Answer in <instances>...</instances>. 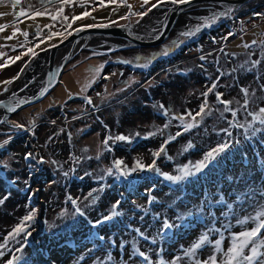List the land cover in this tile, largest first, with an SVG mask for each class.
Instances as JSON below:
<instances>
[{"label": "rangeland", "instance_id": "374dc122", "mask_svg": "<svg viewBox=\"0 0 264 264\" xmlns=\"http://www.w3.org/2000/svg\"><path fill=\"white\" fill-rule=\"evenodd\" d=\"M29 3L32 9L27 8ZM127 3L132 5V13H144L158 0H148L143 6L141 0ZM22 7L28 12L39 9L40 0H21L16 8L10 0L0 3V24L6 26L0 33V64L28 48L36 55L77 27L131 23L139 17L129 15L126 7L113 14L111 8L92 5L96 10L88 9L91 17L72 23L71 16L84 11L73 5L65 7L67 22L48 15L17 18L14 13ZM47 7L55 12L53 5ZM232 9L229 17L190 38L181 33L194 29L212 11L226 9L200 6L182 11L176 28L154 47L129 48L110 40L95 41L91 49L79 51L66 63L47 96L0 123V143L11 136L0 148V198L8 197L0 205V244L5 245L0 249L5 253L0 264L13 256L20 257L15 264H147L132 254L134 250L144 252L153 264H171L177 257V264H194V258L185 256L184 251L203 234H208L212 244L222 238L221 247L226 248L232 234L251 227L239 225L237 220L254 215L264 205V197L259 195L264 191V145L260 147V161L247 153L249 158L226 172L230 185L222 186V190L206 188L203 201L191 195L181 198L186 194L179 188L187 185L164 179V174L179 175L184 166L194 170L208 151L227 141L221 139L225 134L222 120H237L242 125L243 118L238 117L244 100L241 88L249 90V111L264 107V91L258 88V82L264 87V17L257 15L264 13V0H249ZM68 23L71 28H67ZM14 28L28 32V36L18 33L6 39ZM229 32L233 35L228 36ZM245 44L250 47L245 48ZM165 48L170 49L167 56L162 55ZM34 55H23L0 69V97L19 85ZM149 58L152 63L147 68L137 66ZM254 60L261 63L252 68ZM100 65L103 67L97 72ZM166 79L170 82L160 83ZM213 83L219 86L205 98L202 94ZM151 86L150 93L141 90ZM217 93L231 101L229 112H224L216 100ZM205 99V114L196 117V127L184 132V124L193 123L191 116ZM160 104L165 105L168 116L162 114ZM231 110L237 111L235 120ZM14 123L23 127L15 128ZM152 132L156 135L149 136ZM177 132L185 133L184 138L176 136ZM117 135L127 136L131 142L110 139L104 145L105 139ZM165 140L169 142L165 144ZM162 146L164 152L154 156ZM29 152L36 159L25 161L23 157ZM117 160L129 170L137 161L145 166L155 161V167L152 171L137 170L127 179L114 169L112 175H106ZM187 189L191 194L192 189ZM69 197L77 201L84 216L73 218L75 209ZM116 201H120L116 208L120 215L93 228L91 223L110 215ZM228 204L233 205L231 212ZM33 210L36 215L26 225V231L31 232L27 240L23 233L10 237L9 233ZM165 219L178 227L164 230ZM212 252L211 244H206L195 259H206Z\"/></svg>", "mask_w": 264, "mask_h": 264}, {"label": "snow or ice", "instance_id": "6c2138e0", "mask_svg": "<svg viewBox=\"0 0 264 264\" xmlns=\"http://www.w3.org/2000/svg\"><path fill=\"white\" fill-rule=\"evenodd\" d=\"M11 6L13 8H16L17 5L21 3V0H10ZM171 3L173 5H186L191 4L193 0H158V3ZM0 3H3V0H0ZM148 0H141V6L144 4H147ZM47 5H53L55 7V12H51ZM77 5L80 8H83L84 11L80 15H72L71 21L72 23H75L78 20H82L86 17H91L92 12L89 11V8H92V11H95L96 8L92 7V5H97L99 8H111V12L114 14L120 7H126L129 10V15H138L143 16L146 15V13H132V5L127 3V0H40V8L35 9L31 12H28L25 10V8H21L20 11L14 13V15L17 18L20 17H29L31 19H35L36 17H43L45 15H48L50 19L57 20L58 18H62L63 21L67 22L69 20V17L67 15H64L65 7L66 6H73ZM158 4H153L152 8L157 7ZM28 9H32L33 5L30 3L27 5ZM148 11H151V8L148 9ZM233 12V9L231 7H228L224 11H212L209 15L204 16L201 18V23L195 26L194 29H190L188 31H185L181 33V35L185 38H190L192 36H195L198 32L201 31L202 28H210L212 25L217 23L221 18L229 17L230 14ZM257 15L264 17V13H258ZM94 19V17H93ZM121 19H127V16H122ZM115 23V21H113ZM107 24H92L87 25L86 27H108ZM5 25L0 24V33H3L5 31ZM72 24L68 23L67 28H71ZM84 28H76V32L83 31ZM23 35L24 37L28 36V32H20L18 28H14L10 35L6 37V39L11 40L13 37H15L17 34ZM70 34V33H69ZM39 35V33H37ZM233 33L229 32L228 36H232ZM228 37H224L223 39H227ZM255 43V42H253ZM261 43H264V41H261ZM178 46V45H177ZM36 47H39L37 45ZM245 48H249L250 45L245 44ZM170 49L165 48L162 52V55L167 56L169 54ZM32 53L35 54L32 48H28L27 52L21 53V55H17L15 57H11L10 59L4 60L2 64H0V69H3L5 67L9 66V63H15L16 61L21 59V56L28 55ZM96 55H99V53H96ZM141 58L137 57V61H140ZM200 59L203 61L205 59L204 56H201ZM123 63H129V61H122ZM152 63V59L149 58L146 61L142 63H138L137 66L147 68ZM261 63L260 60H254L251 62L252 68L257 67ZM103 65H100L99 68H97V72H99L100 68H102ZM243 67V66H242ZM106 78V77H105ZM219 79V78H217ZM6 84L11 83V81H5ZM90 85H86L85 87H89ZM218 83H213L211 87L208 88L207 91H205L202 95L206 98L210 92H212L214 89L218 87ZM241 93L244 95V102L241 105V107L247 111L249 106V90L247 88H241ZM261 91H264V87L261 88ZM222 93L216 94V100L219 101L220 104L224 106L223 111L229 112L230 108L229 105L231 104V101H227L222 99ZM251 95H255L253 92ZM86 102L91 104L92 101L90 99H86ZM24 101H18L16 103V107H12L10 105L2 104L0 103V107H6L9 112H13L16 110L17 107H19ZM159 109L162 110V114L165 116H168L169 113L166 110L165 105L160 104ZM208 107L207 100L205 99L204 102L200 105L199 111L194 115L191 116V120L193 123H186L184 124V131H189L191 128H194L197 126L195 123L196 117L202 116V114H205V110ZM248 115L252 118V123H249L247 127L245 128V132L251 130V134L255 135L256 132L260 131L258 128H254L253 124L259 123L261 125H264V107H259L258 111L252 112L249 111ZM231 116L233 120H235L237 116V111L231 110ZM177 117H172V119H176ZM179 119L183 120V117H179ZM229 125L231 127H244V125H240L238 122L233 123V121H229ZM13 127L15 128H22L23 126L20 124H13ZM164 128H167L168 125L165 124L163 126ZM158 132H162V129H158ZM227 131V130H224ZM231 135V133H228ZM139 135V134H137ZM149 136L156 135V132H152L148 134ZM181 135V133L177 132L176 136ZM147 138V137H145ZM110 139H114L115 141H124V142H131V139L124 135H117L114 138L109 137L103 141L104 145L107 146ZM170 139H175V137H170ZM11 140V136L8 137V139L4 140L3 143H0V148H4L9 141ZM169 141L165 140L164 143L167 144ZM231 146L230 142H225L223 144H220L219 146L213 148L212 150L208 151L203 160L197 163L194 166V170L190 169L188 166H184L179 169V175H167L164 174V179L167 181H170L173 184H177L179 182H182L184 180L189 179L192 176H195L197 173L201 172L203 169L207 168L213 161L216 160V158L223 152H225L227 149H229ZM192 145L189 144L188 148H191ZM164 147L162 146L159 151L153 153L154 156L158 157L161 155V153L164 152ZM187 151V148L185 149ZM25 161H29L32 159H36L32 153H26L23 157ZM37 163H43L42 160H37ZM3 167L7 168V163L3 164ZM155 167V161H153V164L145 166L142 162L137 161L131 170L124 168L122 166V161H115L113 168H110L107 170L106 175H112L113 169L116 173L119 174V176H123L125 179H127L133 172L139 171H152ZM67 175V173H65ZM246 195L251 198V193H247ZM259 195L261 197H264V191H260ZM89 196H92V193H89ZM8 199L7 196H3L0 198V205H3L4 202ZM71 200L72 206L75 209V212L73 213V218L76 216H84L85 213L77 206V201L75 199H72L71 197L68 198ZM240 197H237V200H239ZM223 202V199L221 198V201ZM92 203H95V198L92 200ZM149 203H152V200H149ZM120 204V201H116V203L113 205L112 211L110 215L104 216L102 219H98L95 222L91 223V226L93 228L98 227L99 225H102L106 222H109L113 219V217L119 216L120 213L116 211L117 206ZM229 211L231 212L233 205L228 204L227 205ZM35 211L33 210L28 215L24 216L23 219L20 221V223L12 230L11 233H9V236L12 238H15L16 236H19L23 233V238L26 241L27 238L31 235V232L26 231V225H30V222H32L35 219ZM63 215V214H62ZM178 219H182V217H178ZM237 223L239 225H247L251 224V227L244 228V230L234 233L230 237V244L226 248L221 247L222 238L216 239L214 241V244H212L211 241H209L208 234H203L199 240L192 244V246L184 251V255L190 258H194V264H264V205H261L259 210L255 211L254 215L246 216L244 219H238ZM173 227H178V225H174L173 223H170L168 219H165L162 224V228L164 230H170ZM139 231V230H137ZM211 231V229H210ZM7 240V238H5ZM102 240L103 237H100ZM155 243V240L152 241ZM206 244H211L213 252L212 254L208 255L206 259L200 260L195 259L196 254L198 250L202 249ZM4 244H0V249L4 248ZM17 252L21 251V249H16ZM4 252L0 251V257L4 256ZM133 255L138 256L139 258L143 259L147 262V264H153L152 260L149 258L148 255H146L142 251L134 250ZM219 254V255H217ZM19 256H13L12 258L8 259L6 264H15L16 261H19ZM180 259V257H177L174 259L171 264H177V261ZM160 264H163V261L160 262Z\"/></svg>", "mask_w": 264, "mask_h": 264}, {"label": "water", "instance_id": "95a60500", "mask_svg": "<svg viewBox=\"0 0 264 264\" xmlns=\"http://www.w3.org/2000/svg\"><path fill=\"white\" fill-rule=\"evenodd\" d=\"M247 1L249 0H193L191 4L180 6L167 2L157 3V7H150L151 11H145L146 15L139 16L131 23L107 24L108 27H82L84 30L80 32H76L75 28L57 43L38 51L23 71L19 85L12 89L10 94L0 97V103L12 107H16L18 101H24L13 112H9L6 107H0V123L47 96L57 83L66 63L79 51L91 49V44L95 41L110 40L129 48L154 47L161 44L176 28L182 11L200 6H215L223 10Z\"/></svg>", "mask_w": 264, "mask_h": 264}, {"label": "trees", "instance_id": "16d2710c", "mask_svg": "<svg viewBox=\"0 0 264 264\" xmlns=\"http://www.w3.org/2000/svg\"><path fill=\"white\" fill-rule=\"evenodd\" d=\"M247 63H249V61H247ZM171 77L169 80L173 78ZM163 82L166 84L170 81L162 80L160 83H163ZM258 83H259L258 88L260 87L259 89H261L262 86L260 85V82ZM154 86H157V85H154ZM154 86H151L148 88H142L141 90H143V92L147 91L150 93L149 89ZM239 112L241 115L239 114L240 116L238 117L243 118L241 123L242 125H244V127H231L229 123L227 122L228 118L227 119L223 118L224 120H222V123L225 125L224 130H227V131L223 130L224 131L223 133L225 134L222 136L221 139L226 138L227 141L225 142H230L231 144L230 148L227 149L225 152L221 153L216 158V160L213 161L207 168L203 169L201 172L197 173L195 176H192L189 179L182 181L184 186L187 185L190 190L192 189V192L190 194V192L187 189V186L186 188L185 187L179 188V191L181 189V191L186 194V195H182L181 198H184V196L191 195L203 201V198L206 195L203 190H207V189L213 190V191L219 190V189L222 190L223 189L222 186L225 187L227 185H230L226 178V172H230L231 168L233 169L235 166L241 165V163H243L242 162L243 160H245L246 158H249L247 157V153H249L252 156V158H255V159L256 158L259 159L261 157L259 152H260V147L264 145V125H261L259 123L253 124L254 128L260 129V131L256 132L255 135L251 134V130L245 132V128L247 127V125L249 123H252V118L251 116L248 115L249 110L245 111L244 109H242ZM228 133H231V135H229ZM183 134L185 135V133L181 132V135H179L180 136L179 138H184ZM217 136H220V134H218ZM186 155L187 154H183V156H186ZM255 177L256 178L259 177V174H255ZM122 182H123L122 184H126L124 181ZM163 184L167 186L165 183ZM127 188H129V186H127Z\"/></svg>", "mask_w": 264, "mask_h": 264}, {"label": "built area", "instance_id": "2783aa9c", "mask_svg": "<svg viewBox=\"0 0 264 264\" xmlns=\"http://www.w3.org/2000/svg\"><path fill=\"white\" fill-rule=\"evenodd\" d=\"M43 32H44V29H43Z\"/></svg>", "mask_w": 264, "mask_h": 264}]
</instances>
